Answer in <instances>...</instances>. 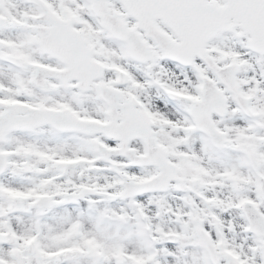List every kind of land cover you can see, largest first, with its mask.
Masks as SVG:
<instances>
[{"label":"snow or ice","instance_id":"obj_1","mask_svg":"<svg viewBox=\"0 0 264 264\" xmlns=\"http://www.w3.org/2000/svg\"><path fill=\"white\" fill-rule=\"evenodd\" d=\"M0 264H264V0H0Z\"/></svg>","mask_w":264,"mask_h":264}]
</instances>
